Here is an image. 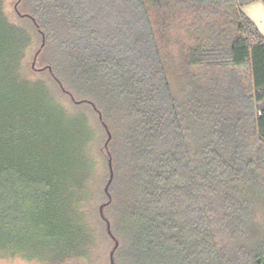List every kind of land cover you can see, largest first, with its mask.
Returning a JSON list of instances; mask_svg holds the SVG:
<instances>
[{"label": "trees", "instance_id": "1", "mask_svg": "<svg viewBox=\"0 0 264 264\" xmlns=\"http://www.w3.org/2000/svg\"><path fill=\"white\" fill-rule=\"evenodd\" d=\"M257 2L17 0L12 22L0 0V259H87L92 182H110L106 225L126 156L137 254L264 264V36L242 12Z\"/></svg>", "mask_w": 264, "mask_h": 264}, {"label": "rangeland", "instance_id": "2", "mask_svg": "<svg viewBox=\"0 0 264 264\" xmlns=\"http://www.w3.org/2000/svg\"><path fill=\"white\" fill-rule=\"evenodd\" d=\"M17 0H3L4 3V11L6 16L12 22H18L19 17L17 16ZM20 11L24 12L27 11V6L20 7ZM170 49V48H169ZM175 50V54L172 52ZM169 53L172 52L173 59H174V67L175 68H182L185 65V61L183 59H178L176 56V48L168 50ZM34 56V52H30L27 55L28 64H31L32 58ZM194 72V71H193ZM112 120V119H111ZM114 120V118H113ZM116 120V119H115ZM113 121L112 124L115 123V126L121 127V133L125 132V125L121 123L120 125L117 121ZM120 120V119H118ZM112 122V121H111ZM123 137L121 138V140ZM120 151V148H119ZM120 162V170L117 175V181L114 187V193L118 197L117 203L114 204L115 206L107 209L105 212V219L109 223V227L112 225L113 232L119 238L120 249L117 251L115 255L114 264H179L176 263L171 257L163 255L156 261H148L147 258L137 254L134 251L133 242V233L129 231V227H131V222L129 220L130 214V207L129 203H131L132 198L136 194V188H134V176L133 170L130 169L128 163L126 162V156H122ZM107 178L104 173L101 175H97L95 180L92 182V190L94 197L91 200V203L87 204L86 211L88 214V222L93 226L94 234L92 238V247L90 255L85 260H72L64 264H110L109 262V254L112 249V241L108 237L106 233L107 226L100 220L98 215L99 207L104 203V190L107 182ZM128 205V206H127ZM215 209V208H214ZM128 232V235L125 232ZM223 242H225V250H222V253H226V257H230L232 252L230 240L225 235H221ZM238 242L241 243L242 239L241 236L237 238ZM227 247H229L227 249ZM0 264H45L39 263L36 261H26L19 258L13 259H0Z\"/></svg>", "mask_w": 264, "mask_h": 264}, {"label": "crops", "instance_id": "3", "mask_svg": "<svg viewBox=\"0 0 264 264\" xmlns=\"http://www.w3.org/2000/svg\"><path fill=\"white\" fill-rule=\"evenodd\" d=\"M242 12L254 23L261 35L264 36V5L257 2L243 7Z\"/></svg>", "mask_w": 264, "mask_h": 264}, {"label": "water", "instance_id": "4", "mask_svg": "<svg viewBox=\"0 0 264 264\" xmlns=\"http://www.w3.org/2000/svg\"><path fill=\"white\" fill-rule=\"evenodd\" d=\"M110 175H111V178H112V172H111V170H110ZM109 184H110V182L106 185L105 190H104L105 192H107V189H108ZM102 210H103V206L99 207V213H100V216L101 217H103ZM106 226H107V232L110 235V227H109V224L107 223ZM112 239L114 241V248H113V250L109 254V262H110V264H114L113 255H114L115 250L118 247V244H117V242H115V239L114 238H112Z\"/></svg>", "mask_w": 264, "mask_h": 264}]
</instances>
